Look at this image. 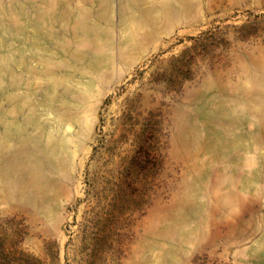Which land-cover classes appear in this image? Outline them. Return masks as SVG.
Returning <instances> with one entry per match:
<instances>
[{"label":"rangeland","instance_id":"374dc122","mask_svg":"<svg viewBox=\"0 0 264 264\" xmlns=\"http://www.w3.org/2000/svg\"><path fill=\"white\" fill-rule=\"evenodd\" d=\"M0 264H264V0H0Z\"/></svg>","mask_w":264,"mask_h":264},{"label":"bare ground","instance_id":"6f19581e","mask_svg":"<svg viewBox=\"0 0 264 264\" xmlns=\"http://www.w3.org/2000/svg\"><path fill=\"white\" fill-rule=\"evenodd\" d=\"M162 145V144H161ZM176 169V168H175Z\"/></svg>","mask_w":264,"mask_h":264}]
</instances>
